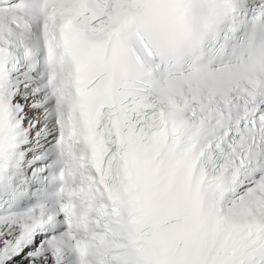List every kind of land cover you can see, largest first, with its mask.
<instances>
[{
	"label": "snow or ice",
	"instance_id": "6c2138e0",
	"mask_svg": "<svg viewBox=\"0 0 264 264\" xmlns=\"http://www.w3.org/2000/svg\"><path fill=\"white\" fill-rule=\"evenodd\" d=\"M0 264H264V0H0Z\"/></svg>",
	"mask_w": 264,
	"mask_h": 264
}]
</instances>
